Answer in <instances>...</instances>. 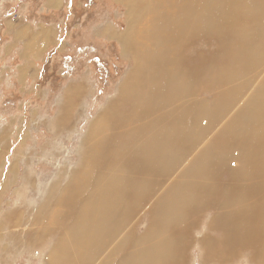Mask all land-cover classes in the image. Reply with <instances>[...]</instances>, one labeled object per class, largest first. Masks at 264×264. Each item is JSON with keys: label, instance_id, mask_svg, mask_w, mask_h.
Masks as SVG:
<instances>
[{"label": "rangeland", "instance_id": "1", "mask_svg": "<svg viewBox=\"0 0 264 264\" xmlns=\"http://www.w3.org/2000/svg\"><path fill=\"white\" fill-rule=\"evenodd\" d=\"M128 1L0 0V264H42V259H44L47 250L53 244L59 243L58 241L63 242L66 258L69 257L71 260L69 263L87 264L88 258L83 260L74 251L80 234L87 233L89 235L90 242H92V249H89L91 252L96 248V245L99 246V242L105 247L110 238H114L118 244L126 238L129 232L142 233L151 223L147 219L150 215L154 214V217H167L168 219L172 201H175H173L175 207V203L180 201L183 187L195 186L192 183L195 180L193 174L195 177L197 175L195 171H199L198 175L203 177H207L211 173V171H204V169H211V164L215 165V154L218 150L212 153L209 142L215 140L213 143L222 145L228 138L226 136L234 137L235 134H231L234 133V129L235 131L237 129L235 140L237 149L234 152L236 156H238V152L241 153L245 150L249 151L250 156L251 151L255 153L254 150L259 151L264 146V114H262L264 109L261 108L264 106V77L261 79L264 71L251 86H245L246 83L240 78L235 79L233 84L235 88H229L230 92L223 90L225 86L222 87V92L219 91L216 85L218 84L216 83L218 73L209 72V74L203 75L208 76L210 82L208 86L201 85V87L205 86L204 90L206 91H204L205 96L202 97L207 99L216 97L218 99V104L220 103L218 114H216V119H213L215 121L208 120L207 117L200 120L199 124L205 132L203 130L196 132L192 124L191 127L193 128L188 125L187 138L183 137L188 141L182 140V137L179 138L177 135H172V137L169 134H164L166 128L164 113L172 109L175 104L163 105L156 112L144 113L146 117L142 122L133 121L139 114L138 107L130 113L129 107L124 106L123 118L113 122H106L104 118H100L108 103L121 94L120 87L123 86L124 77L131 72L135 63L130 51L125 50L126 47L121 38L125 37V32L128 29L139 30L144 28L146 19L151 18L150 14L142 18L133 17L132 11L129 10ZM148 1L140 0V7L143 6L141 2L148 5ZM132 3H134L133 0L130 1V4ZM143 24L144 26H142ZM146 30L142 29V31ZM163 31L162 28L151 29L150 33L156 32L154 38L159 40L166 37L165 31ZM196 31L195 28H191L188 33L193 37L197 33ZM228 32V34L233 33L232 30H228ZM134 39L136 40V38ZM134 39L132 38V41L127 40V42L131 44V42H135ZM202 40L196 42L192 39L181 48L182 56L191 70L200 69V58H209L210 51L212 52L216 48L213 39ZM135 47L137 48L136 42L132 44V54L135 53L133 56L137 54L134 52ZM194 48L195 51H193ZM198 51L203 55L195 56ZM224 55L225 52L221 53L219 57L220 59L223 58L222 63L226 59ZM214 62L218 63L215 58L213 61L203 60L201 66L211 69L217 66ZM214 70L216 71V67ZM199 74L201 75L202 72H198V76ZM228 80L233 79H226V81ZM261 82L263 83L258 88ZM254 85L255 88H253ZM140 88L138 87L137 90ZM258 98L260 101L257 100ZM184 100L187 99H182L178 103L184 104ZM230 101L232 103L228 105ZM251 107L257 109L251 111ZM243 109L245 110L243 111ZM67 112L69 113L68 118H64ZM257 114L259 115L255 116ZM241 118L244 119V122H241ZM148 120L147 130H144L145 133L141 132L142 136L130 131L137 124H143ZM65 121L67 122L65 123ZM94 123L98 124L96 125L98 131H95L97 134L89 131ZM98 126L102 127L99 128ZM155 132L163 139L165 138V144L167 139H170L172 143L175 142V145L178 144L177 146L174 145L175 152L172 145L169 146L171 155L168 154L164 159L166 162L173 158V163L171 160L164 165L162 157H154L148 151L149 149H147V153L135 152L141 145V140L137 141V138L141 137L145 141L153 139L152 137L156 140L160 139ZM153 133L156 134H154L156 137L153 136ZM175 137L179 140H176ZM194 137L195 139L191 140ZM162 138L158 141H162ZM171 138L175 139L174 142ZM131 140L137 141V143ZM181 141H186L184 145L186 148L188 146L187 149H182L184 142ZM105 143L110 146L99 149L100 144L104 145ZM188 143L189 145H187ZM225 146L230 149L229 145L226 144ZM225 146L220 158L228 163V167L231 165L234 169L241 161L237 160V157L236 160L232 159L228 155V150H225L228 149ZM95 148L96 152H94ZM178 150H180L181 156H179ZM182 150L184 156L188 154L187 157L184 158ZM261 151L258 154L264 158V152L260 153ZM173 152L174 154H172ZM94 154L96 155L94 156ZM134 155L137 157L132 158ZM209 156L211 157V164L206 165ZM223 156L225 158L227 156L230 160L223 158ZM110 157L112 158L109 160ZM201 159L205 161V164L201 165L202 167L198 164ZM145 161L148 165H145ZM150 166H152L150 168L151 173H145L149 171ZM245 170L246 168L242 166L241 170L234 175L238 176ZM247 170L245 173L248 175L250 171ZM189 171L193 174L188 173ZM121 176H129V184L134 189L135 186H138V194L141 199L150 198L142 205L145 207L144 211L139 212V217L134 215L132 220L130 218L126 222H115L116 226H110L106 229L105 226L113 222L98 224L96 221H87V226L84 225L80 221L83 218L80 219L76 213L80 206L72 210L74 204L87 205L92 203L88 201V198L96 188L99 192V177L110 180L105 187H112L115 180L116 182L119 181ZM223 176L217 180L220 183L226 181L229 184L230 176L226 174ZM164 177L165 179H163ZM256 180L253 179V181ZM99 183L102 184L100 181ZM92 187L94 188L93 191L91 190ZM150 188L151 191H149ZM255 189H258L259 194H262V182L255 185ZM100 195L97 194V204L102 198ZM190 196L195 197L192 193ZM59 198L61 199L60 202L57 200ZM61 201L63 205H60ZM67 201L72 204V211L68 209L69 206H64ZM74 214H76L75 217ZM211 216L212 214L208 212L203 219H195L197 217L193 219L196 220V224L198 221L200 223L197 224L196 231L191 234L193 239H191V246H188L186 252V264H201L204 259L201 247L204 246V242H207V237L209 236L210 243L212 240L218 239L213 231L207 233L206 230L205 224ZM74 219L76 222L73 221ZM80 223H83L85 228ZM90 224L92 227L96 226L95 232H93L94 229ZM153 227H155L154 230L159 229L157 240L161 242L166 237L168 229L157 227L155 222ZM77 228H82L83 231ZM120 230L122 231L118 233ZM152 239L153 237L149 236L151 244L154 240ZM39 240L44 241L46 246L42 248L37 243ZM28 242H36V248L28 246ZM41 248L42 250H40ZM110 253L114 256L115 252H112L109 246L101 254L103 262L110 256ZM74 258L76 262H74ZM211 261L212 258L209 262ZM215 262L214 260L212 264ZM232 264H246V261L239 259Z\"/></svg>", "mask_w": 264, "mask_h": 264}, {"label": "bare ground", "instance_id": "2", "mask_svg": "<svg viewBox=\"0 0 264 264\" xmlns=\"http://www.w3.org/2000/svg\"><path fill=\"white\" fill-rule=\"evenodd\" d=\"M130 1L131 0L128 1L129 10L132 11L133 17L142 18L143 16L150 14L151 18L146 19L145 21L146 26L144 28H141L139 30L128 29V31L125 32L126 33L125 37L121 38L123 39L124 42L123 44L126 47L125 50L130 51L131 53L130 55L133 57L135 63L131 72L124 77L123 86L120 85L121 94L120 95L118 94L119 96L117 98H114L113 101L108 103L104 114L100 116V118H104L106 122L107 121L113 122L114 120L116 121L119 118H123L125 112L124 106L129 107L128 111L130 113L135 111V108L138 107L139 114L136 118H134L133 115L134 118L133 121L142 122L146 117L144 113H148L152 111L156 112V110H158L160 107H163V105L166 106V105L175 104L177 100H174L173 97L176 99L181 95L182 97L181 96L179 97L180 100L187 99L184 100L183 102L184 104L181 105L182 102L181 104H177V105L175 104L172 109L164 113V121L166 122V128L164 134L166 135L169 134L171 136L177 135V137L178 136L179 138L182 137V140H184L187 138V132L189 128L188 125H190L191 127L192 124L194 128L193 127L191 128H193L194 130L196 129V132H198L199 130H203V127H200L199 124L201 119L207 117L208 120H213L216 117V114H218V108H219L218 105L220 103L218 104V99L216 97L210 99L203 97V101L201 99L202 96H205L206 91L204 90V87L206 85L208 86L210 82L208 76H203V75L209 74V72L218 73L217 75L219 80H217L218 78L216 79V83H218L216 85L219 91L222 92L223 90H225V92H230L229 91L230 89L235 88L233 87L235 79L240 78L243 80V82L246 83L245 86H251L252 84H254L253 82L256 79H258L260 75L263 73L264 71V0H157L155 2L149 0L148 5L147 3H145L146 0H144L145 2H141V5H143L142 7H140V0H133L134 3L132 4H130ZM142 26H144V24ZM158 28H162L165 31L164 33L166 35L165 38L158 40L154 38V34L156 32L150 33L151 29L156 30ZM191 28H195L197 30L196 31L197 33L195 34V36L193 35V37H191L188 33V31ZM142 29L143 30L147 29V30L142 31ZM228 30H232L233 33L228 34L229 33ZM167 32L169 33L167 34ZM132 38L133 39L136 38V40L134 39L137 45V48L135 47L136 49L134 51L137 52L135 56H133L135 53L132 54V44L135 42H131V44L127 42V40L132 41ZM192 39H194L196 42L200 39L201 40L213 39V41H215V46H216L214 51L212 52L210 51L209 58H200V67H199L200 69L198 70H191L189 68V64H186V60H184L181 52V48L187 45ZM195 48L193 51H195ZM199 48L198 50H201ZM223 52H225L224 57L226 59L222 63L223 58L220 59L219 57L221 56V53L223 54ZM202 55L203 54L200 53V51H198L195 54V56L197 57H200ZM212 57H214L215 60L218 61V63L214 62L215 65L217 66L212 65L216 67V71L218 72L214 70V67L208 69L203 65L201 66V62L203 64V60L213 61L214 58ZM198 72H202V74L201 75L199 74L198 76ZM263 77L264 75L261 77V79H263ZM228 78H232L233 80L226 81V79ZM262 83L263 82H261L258 88H260ZM202 84H204L205 86L203 85L201 87ZM138 87L141 88L137 90ZM222 87H224L223 90ZM253 88H255V85ZM255 92L258 93L257 91ZM188 93H190L191 96H189ZM190 97L192 98L188 99ZM257 100L260 101L259 98ZM228 103H229L228 105H230L232 101ZM221 105L224 104L221 103ZM263 107L261 108L264 109ZM254 109L252 108L250 110L254 111ZM244 110L245 109H243V111ZM255 112L257 113V111ZM243 114L245 116V113ZM68 115L69 113L67 112L64 118H68ZM258 115L259 114L255 116ZM241 116L242 114L240 115V117ZM242 119L243 118H241V122L242 121L244 122V119L243 120ZM66 122L67 121H65V123ZM148 123L149 120L143 122V124H137L130 131L135 134H141L142 136L141 132L145 133L144 130L146 129ZM160 124L163 125L162 123ZM67 125H69V123H67ZM96 125L98 124L94 123L91 127V130L89 131L95 132L97 130ZM61 129L63 128L61 127ZM233 131L234 133L231 135L235 134L234 137L231 138L229 136H226V138L227 137L228 138L226 140L223 139L225 140V143H222V145L218 144L220 148H218L217 144L213 143L215 140L209 142L210 143L209 148L212 151V153L215 150L218 149L220 150L219 153L218 151L217 153L215 152L216 153L215 155L224 152L223 148L227 144L230 147L229 149L227 146H225L228 148L225 149L228 150V155L231 156L232 159L236 160L237 157V160L241 161L238 163V166L233 169V171L232 169H229L231 170L229 172H226L227 170L224 171L227 173V176H230L229 184L226 185L223 182L220 183V181L216 182L217 177L221 176V174L219 173L221 170L220 167L221 164L219 166V164L215 161V165L213 166L210 162L211 157L209 156L206 165L211 164L210 166L211 169H206V170L204 169V171H211V173L208 174L207 177H203L200 174L198 175L199 171H195V173L197 174L195 177V175L191 171L188 172L193 174V178L195 180L192 183L195 186L186 187V188L183 187L180 201L175 203V207L173 206L175 201L174 200H173L174 202L172 201L173 204L171 205L168 219L167 217L166 218H161L159 216L154 217V214L150 215L148 216L147 219L150 220L151 223L148 225V228L146 227L145 231H143L142 233L139 234V233L129 232L126 238L118 242V244H116V240L114 238L113 239L110 238V240L106 242L105 247L101 242H99V246L96 245V248L93 249L91 252H89V249H92L91 248L92 242H90L89 235H87V233L83 235L80 234L81 236L78 238L77 244L74 249L75 253L81 256L83 260H86L88 258L86 260L87 264H186V252L188 251V246H191V239H193L191 234L194 233V231H196L195 229L197 228V224L200 223V221L197 220L198 223L196 224V220L194 221L193 219L195 217H197L195 219H199V218L203 219V217L208 212H210L212 216L210 217L209 221H207V223L205 224L206 230H208L209 228L210 232L218 231L219 234L216 233V235L219 237L217 240L214 239L215 241L212 240V243L209 242V237L206 240L207 242H204L205 243L204 246L201 247L204 258L201 264H212L214 260L216 261L215 264H232L234 261H237L239 259H245L246 264H264V158L258 154L259 151L264 150V146H262L261 150L259 151L254 150L255 153L251 151L250 156L248 150H245L241 153L238 152V156H236L234 152L237 149L235 145L237 129L236 131L235 129ZM95 133L97 134V132ZM155 133H153V136L156 135ZM122 137L120 138L122 139ZM158 137H160V139L156 140V138L152 137L153 139H150L148 141H145L141 137H138L137 141L141 140L140 141L141 145L139 148L137 146L138 149L136 148L137 151L135 152L139 151L145 153L147 149H149L148 151H152V150L155 151L154 149L156 148L157 149L156 153L160 155L163 160L166 159L168 154L171 155L169 146L172 145L173 150L175 152L174 147L178 145V144L175 145L174 142L176 137L174 140L171 138L174 143H172L170 139H167L166 144L164 141L165 138L163 139L161 136H159V134ZM183 137L186 138L183 139ZM95 138L97 137L95 136ZM161 138L163 140L158 141L161 140ZM179 138L176 140H179ZM194 139L195 137L192 138L191 140ZM137 141H132V142L137 143ZM191 142H196V141H191ZM107 144L108 143H105L104 145L100 144L99 149L110 146L109 144L108 145ZM182 144L183 145L186 144V141ZM187 145H189V143ZM112 146L114 148V145ZM239 146H240V142H239ZM184 148H186V145L182 147V149ZM180 150H178L179 156H181ZM94 152H96V148ZM174 152L172 154H174ZM262 152L264 151H261L260 153ZM99 153L101 154L102 152ZM175 154L177 155V153ZM95 155L96 154H94V156ZM182 155L184 156V151ZM185 155L186 156H184V158L188 156V154ZM112 157H110L109 160ZM136 157L137 156L134 155L132 158H136ZM223 158L225 157L223 156ZM172 159L173 158H171V160ZM163 160L162 163L166 165L165 163L168 160L166 162L165 160L163 162ZM171 160L169 161L171 162ZM175 161L177 160L175 159ZM146 163L145 165H148V163L147 164ZM198 164H200V166L204 165L205 164L204 159H201ZM152 166H150L149 171H146L145 173L147 172L151 173L150 168ZM242 166L246 168V170L248 169L247 171H250V174L247 175L245 173L246 172L245 170L238 176L234 175L241 170ZM225 167L226 166H224V168ZM160 168L162 169L161 166ZM214 171H219V172H214ZM161 175L159 176L161 177ZM215 176L216 178L213 179ZM128 177L129 176H123L120 179L118 178L119 181L117 182L115 179H113L115 180V183L113 182L114 185L112 187H105V185L107 186V184H109L110 180L107 179L105 180V178L103 177H99V178L97 177L102 184H100L99 181L96 179L98 181V187H100L99 188L100 190L99 192H97L98 189L96 188L97 186L95 187L96 188L95 190L93 187L91 188V190L92 189L94 190V191L92 190L93 194L90 195V197L88 196L89 197L88 201L92 202L91 204L83 205L82 203L81 204L75 203L74 207L72 208V204L70 203V201H67L64 206H69L68 207L69 210H71V208L72 210H74L75 208L80 206L78 212L76 213L80 219L83 218V220L80 221H82L84 225H86L87 221H96L98 224L113 222L112 224H107L105 226V229L110 226L113 227L116 226L117 224L115 222L118 223L126 222L130 218L132 220L134 215L135 216L137 215V217H139L138 216L139 212L144 211L143 209L145 208L142 205L150 198L145 197L141 199V197L138 194V186H135L134 189L129 184ZM249 178L250 179L261 178L262 194H259V190L255 189V185L251 186L250 184L251 180ZM163 179H165V177ZM258 184H260V182ZM71 185H73V183ZM101 185H103V187H101ZM214 187H216V189H214ZM225 187L228 188L229 193L227 192V190L224 191ZM153 188L155 187L153 186ZM149 191H151V188L149 189ZM190 193L194 194L195 197L192 198L190 196ZM69 194L70 193L68 192V195ZM97 194L102 195V198L98 204L96 202ZM57 200H59L60 202L61 199L59 198ZM60 205H63L62 201ZM75 215L76 214H74V217ZM224 217L227 218V221H225L226 220L225 219L224 220L225 223H223L224 221H220L223 224L222 223L219 224L220 222H218L217 218H224ZM73 221H75V219ZM153 221L157 224V227L168 229L166 237L161 242L157 240L158 239L157 236H159L158 234L159 229L156 228L154 230L155 227H153L154 226ZM83 223L80 224L83 226ZM90 225L92 227V224ZM95 227L92 228L94 229ZM81 230L83 231L82 228L80 229V231ZM95 230L96 229H94L93 232H95ZM121 231L122 230H120L118 233H120ZM149 236H152L154 239V240L152 239L153 240L152 244L149 241ZM172 240L173 243H171ZM58 242L61 243L60 241ZM94 242H96V240H94ZM35 243L28 242L27 245L35 249L36 248ZM37 243H39V245H41L42 248L46 246L45 242L42 240H39ZM59 243H56L55 245L53 244V246L49 248L46 253L44 252L45 257L44 259H42V264H71L69 263L71 261L69 257L66 258L67 255L65 254V249L63 248V242L61 244ZM109 246H110V250H112V252H115L114 256L112 253H110L109 254L110 256L106 258L105 262H103V260L101 259V254H103L104 251ZM42 248L40 250H42ZM211 258L212 261L209 262ZM73 260L74 262H76L75 258Z\"/></svg>", "mask_w": 264, "mask_h": 264}, {"label": "crops", "instance_id": "3", "mask_svg": "<svg viewBox=\"0 0 264 264\" xmlns=\"http://www.w3.org/2000/svg\"><path fill=\"white\" fill-rule=\"evenodd\" d=\"M182 95H183V94H182ZM188 95L191 96L190 93H188ZM180 96H181V95H180ZM180 96H179V97H180ZM179 97L176 98V99L173 97V99H174V100L179 99V101H180V98H179ZM181 97H182V96H181ZM191 98H192V97H190L189 99H191ZM181 99H182V98H181ZM201 99H202V101H203V97H202ZM193 100H195V99H193ZM179 101H178V102H179ZM176 102H177V101H176ZM176 102H175V104H176ZM177 104H179V103H177ZM177 104H176V105H177ZM182 105H183V104H182ZM180 106H181V105H180ZM165 113H166V112H165ZM200 127H201V126H200ZM219 145H220V144H219ZM219 145L217 144L218 148H220ZM139 147H140V146H139ZM152 151H153V150H152ZM152 151H150V152H151V154L153 153V155L155 154L154 156H160V155H158V154L156 153L157 150H155V151H153V152H152ZM219 152H220V150L218 149V153H219ZM146 153H147V152H146ZM219 156H220V154L215 155L216 162L219 164V166H220V164H221V166H220L221 169H223L224 166H226V167L223 169V171H220V172H219V171H214V172H219L220 174H222L220 177H224V176H223L224 174L227 175L226 172L231 171V170H229V169H232V171H233V167L230 165V163H229L230 167H228V163L225 164V162H224ZM220 160H221V162H220ZM218 161H219V162H218ZM233 163H234V161H233ZM226 168H227V169H226ZM226 170H227V171H226ZM224 171H226V172H224ZM220 177L218 176L217 179L220 178ZM215 178H216V176H215L213 179H215ZM255 179H257V180H256V181H253V179H251V183H250L251 186H252V185H257L259 182L262 181L261 178H255ZM216 182H219V181L216 180ZM223 182H224V181H223ZM224 183H225L226 185L228 184L226 181H225ZM246 184H248V183H246ZM214 189H216V187H214ZM226 190H227V192L229 193V190H228L227 187H225V190H224V191H226ZM207 198H208V197H207ZM225 219H226V220H225ZM217 220H218V222H220V221H224V220L227 221V218H225V217H224V218H217ZM225 221H224L223 223H225ZM221 223H222V222H220L219 224H221ZM223 223H222V224H223ZM207 231L210 232V231H209V228H208ZM213 233H215V234H216V233L219 234L218 231H217V232L214 231ZM212 236H213V235H212ZM208 237H209V236H208ZM208 237H207V238H208ZM218 237H219V236H218ZM234 262H235V261H234ZM234 262H233V263H234Z\"/></svg>", "mask_w": 264, "mask_h": 264}]
</instances>
